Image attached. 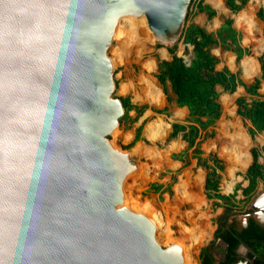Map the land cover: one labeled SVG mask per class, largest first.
I'll return each mask as SVG.
<instances>
[{
	"label": "water",
	"instance_id": "obj_1",
	"mask_svg": "<svg viewBox=\"0 0 264 264\" xmlns=\"http://www.w3.org/2000/svg\"><path fill=\"white\" fill-rule=\"evenodd\" d=\"M187 2L0 0V264H185L121 207L140 168L106 140L124 114L106 49L117 18L140 14L170 48Z\"/></svg>",
	"mask_w": 264,
	"mask_h": 264
},
{
	"label": "rangeland",
	"instance_id": "obj_2",
	"mask_svg": "<svg viewBox=\"0 0 264 264\" xmlns=\"http://www.w3.org/2000/svg\"><path fill=\"white\" fill-rule=\"evenodd\" d=\"M221 1L224 5L223 0H202L203 4L214 10L215 16L212 20H208L203 14L197 13L185 21L187 12H195V9L190 7V0H188L181 29L184 24L193 23L207 32H213L216 30L217 22L220 24L225 19L233 21L238 12L228 13L225 6L220 10L222 8ZM260 8L264 9V0H247L245 6L235 17L236 22L237 17L242 13L247 15L248 18L245 22L241 25L236 23V25L238 27L245 26L249 36L250 34L251 36L254 35L256 30L252 13L255 14ZM126 19L129 21V18ZM131 19L133 18L130 17V21ZM124 22V19L118 22L114 38H112L106 49L113 84L111 96L115 99L126 97L132 105L136 107L144 106L145 110L139 116H136L133 111L129 112L127 115L128 120L119 118L115 135L112 137L108 135L106 138L108 142L113 143L117 151L129 155L133 154L134 165L140 168L137 176L128 177L122 182L125 196L121 197V207L132 211L145 212L151 218L156 226L153 237L155 243L161 248L169 247L173 242H180L179 244L184 247V255L189 259L188 264H200L201 254L208 256L212 264H216L222 260L224 251V245L213 237L217 226L223 224L239 231L245 226L247 219H252L260 225L264 224V221L260 218L263 215L261 208L256 206L253 209L251 207L257 205V203H253L255 199V201L259 200L258 202H264V189L258 183L251 198L242 199L241 188L246 186V181L243 178L246 167L237 170L238 164L236 165L234 161L227 162L219 155L216 134L218 131L227 132L233 149L240 146L241 141H245V143L247 141L248 146L246 147V144L241 153L245 150L249 152L251 147L264 149V146L258 143L264 134L256 135L251 140V144L247 140L246 129L248 123L235 113L234 100L244 94L240 87L232 94L223 93L221 89H217L219 91L217 101L220 106V117L207 129L208 133L206 132V134L208 137L202 138L201 136L199 139V150L201 152L199 158L202 161L206 160L207 166L212 167L211 159H208L210 155L215 158L221 168V170H216L218 194L226 197L233 196L230 199L233 207L231 211L226 213L224 209L227 205L208 197L204 189L205 176L209 170L196 165L195 156L181 140V134L171 139L168 137L171 125L183 123L187 113L182 108L175 107L168 85L166 84L165 92H163L155 79L157 63L169 60L171 57L167 53V49L175 47L174 55L183 58L184 62L188 63L191 58V48H185L178 40L174 41L170 48L159 45L152 37L143 17L134 18L135 24L131 25V33L134 36H130L131 39L130 37L126 39L124 37ZM123 39L126 40L125 43L122 41ZM246 39L249 38L246 37ZM251 44L252 46H248L250 57L255 52L253 42ZM261 49L264 51V45L261 46ZM223 52L219 47H213L210 50V53L218 61L216 70L229 66V61H225V58H223ZM248 62H251V60L246 59L244 64ZM230 68L233 71L231 65ZM234 68H239V64ZM236 72L239 76V69ZM240 79L243 83L252 82V80L242 77L241 74ZM151 87L158 90L160 103L152 104L149 102L147 96ZM257 94L259 97L264 98L263 90H258ZM225 95H229V100ZM244 98H246V102L249 101L247 96ZM135 117L137 118L134 121ZM157 121L166 125V133L158 140H151L147 135V128L151 123ZM218 125L219 128L217 129ZM139 128V140L132 143ZM214 142L217 144V149L213 147ZM131 143L130 148H127ZM245 148H248V150ZM259 153L258 162L263 163L264 151ZM174 157H178V159L176 160ZM248 162L250 163V157ZM231 163L233 165H230ZM229 183H231V187ZM152 184L160 185L161 192L154 193L150 191L149 186ZM166 190H169V192H166ZM181 190L184 194L181 193ZM165 224L167 232L170 231L171 242H168L169 238L163 233ZM237 254L243 262L244 248L238 247Z\"/></svg>",
	"mask_w": 264,
	"mask_h": 264
},
{
	"label": "trees",
	"instance_id": "obj_3",
	"mask_svg": "<svg viewBox=\"0 0 264 264\" xmlns=\"http://www.w3.org/2000/svg\"><path fill=\"white\" fill-rule=\"evenodd\" d=\"M246 2L247 0H224V5L230 12L237 13L245 6ZM190 7L195 9V12H187L185 21L197 13L205 15L208 20L215 15V12L208 5L203 4L202 0H190ZM255 16L263 24L264 37V10L258 9ZM231 23L232 21L229 19L224 20L215 33H207L203 28L192 23L184 24L179 41L185 48H191L190 62L186 63L183 58L174 55L175 47H172L167 49V53L171 56L170 59L158 62L155 74V79L163 89V92H165L166 83H168L170 92L174 96L173 102L176 107L187 110V118L183 123L172 124L168 137L171 139L181 134V140L195 156L196 165L203 166L209 170L205 176L204 189L208 197L227 205L224 209L226 213L231 211L233 207L230 200L233 196L226 197L218 194V175L216 170H221V168L214 157L209 156L208 158L211 159L212 167L207 166L206 160L202 161L199 158L201 154L199 139L202 133H205L220 117V106L217 102L218 94L215 92V87H220L224 93L232 94L237 86H242L245 93L253 99L246 102L244 98H237L235 100L236 115L250 123V127L247 129L250 137L264 132V100L257 94L258 80H254L251 85L246 86L240 83L237 73L232 74L226 69L215 71L217 59L209 53V49L212 46L218 45L222 50H229L234 53L236 62L247 53L239 47L238 36L231 28ZM257 62L259 64L260 79L264 81V55L259 56ZM117 99L124 112L121 119L128 120L127 115L131 111L136 116H139L145 110L144 106L136 107L132 105L126 97H118ZM136 118H134V121ZM139 133L140 128L137 129L132 143L139 140ZM206 137H208L207 134L202 136V138ZM132 143L127 148H130ZM241 145L244 148L246 145L245 141H241ZM213 147L217 149L215 142ZM249 153L251 163L244 173V180L247 181V185L241 189V196L244 200L250 198L258 182H262L264 186V163L259 164L257 161L259 150L251 148ZM174 158L178 159V157ZM248 159L249 156L247 151H245L240 160L238 159V169L244 168L248 163ZM229 185L231 187V183ZM149 190L154 193H160L161 186L152 184L149 186ZM166 192H169V190H166ZM169 232H167L165 224L163 233L169 238L168 242H171L172 239L169 236ZM213 237L219 239L225 245L223 259L217 264H234L242 261L237 254L239 246H242L245 250L243 261L246 264H264V229L252 219H249L245 227L239 231L234 230L231 226L223 228V224H221L215 229ZM185 257L189 263L188 257ZM200 264H211V259L201 254Z\"/></svg>",
	"mask_w": 264,
	"mask_h": 264
},
{
	"label": "crops",
	"instance_id": "obj_4",
	"mask_svg": "<svg viewBox=\"0 0 264 264\" xmlns=\"http://www.w3.org/2000/svg\"><path fill=\"white\" fill-rule=\"evenodd\" d=\"M220 1V0H219ZM223 2H224V0H223ZM221 3V5H222V1L220 2ZM223 6H225V5H222V8L220 9V10H222L223 9ZM210 7V6H209ZM225 9L228 11V13H232V12H230L226 7H225ZM262 9V8H261ZM245 10V9H244ZM264 10V9H263ZM214 11V10H213ZM242 12V11H241ZM240 13V11H238V14ZM256 13V12H255ZM233 14V13H232ZM237 14V15H238ZM236 15V16H237ZM254 15V16H253ZM205 16V15H204ZM215 16V15H214ZM235 16V17H236ZM206 17V16H205ZM235 17L233 18V21L231 20V19H229V20H231L232 21V23H231V28L237 33V36H238V45H239V47L243 50V51H245V52H247L246 54H244L241 58H240V60L238 61V62H236V56H235V54L234 53H232L231 51H229V50H222L218 45H216V46H212L211 48H213V47H219V49L220 50H222V51H224L223 53V58H225L224 60L225 61H229V66H225V67H223L222 69H226L227 71H229L230 73H232V74H235V73H237L238 74V72H236L238 69H239V71H240V74L242 75V77H244V78H247L248 80L250 79V80H252V82L251 81H249V83L247 84V83H243L242 81H241V79H240V74H239V76H238V79H239V81H240V83L242 84V85H246V86H249V85H251L252 83H253V81L254 80H258V89H257V91L258 90H263L264 91V81H262L261 79H260V71H259V64H258V62H257V58L259 57V56H261V55H264V51H262V49H261V46L262 45H264V37H263V24H262V22L260 21V20H258L257 18H256V16H255V14L254 13H252V20H253V24L255 25V28H256V30H255V33H254V35H252L251 36V34H250V36L248 35V33H247V29L245 28V26H240V27H238L237 25H236V23L238 24V25H241L243 22H245L246 21V19L248 18L247 17V15L245 14V13H242L241 15H239V17H237V19H236V22H235ZM214 18V17H213ZM240 19H242L243 21H240ZM210 20H212V18L210 19ZM225 20H227V19H225ZM193 24V23H192ZM223 24V21L219 24V22H217L216 23V30L215 31H213V32H207L205 29V31L207 32V33H215L218 29H219V27L221 26ZM195 25V24H194ZM197 26V25H196ZM199 27V26H198ZM257 36V37H256ZM246 37H248L249 39H246ZM251 42H253V46H255V52H253L252 54V56L250 57V52H249V50H248V46H252V44H251ZM211 48L209 49V53H210V50H211ZM210 55L211 56H213L211 53H210ZM178 57V56H177ZM214 57V56H213ZM246 59H250L251 60V62H249V63H245L244 64V61L246 60ZM190 60H191V58H190ZM190 60H189V62H190ZM165 61H168V60H165ZM217 64H218V61H217ZM217 64L215 65V71H221L222 69H220V70H216V66H217ZM239 64V68H237V69H235L234 67L236 66V65H238ZM243 64H244V67H243ZM230 65L233 67V71L231 70V68H230ZM249 66V67H248ZM251 82V83H250ZM167 85H168V83H166ZM238 87H240L241 88V91L244 93L243 95H245V96H247L248 98H249V101L250 100H252L253 98L252 97H250L249 95H247L246 93H245V91H244V89H243V87L242 86H237L236 87V89L238 88ZM221 89L220 87H218V86H216L215 87V92L218 94V90L217 89ZM236 89H235V91H236ZM168 90H169V92H170V89H169V85H168ZM221 91H222V89H221ZM234 91V92H235ZM223 92V91H222ZM233 92V93H234ZM171 93V92H170ZM224 93V92H223ZM228 94V93H227ZM171 95H172V97H173V99H174V96H173V94L171 93ZM238 96L237 98H244L245 96ZM227 98H228V96L229 95H225ZM224 96V97H225ZM218 97H219V95H218ZM237 98H235V100L237 99ZM261 99H263L264 100V98H262V97H260ZM245 99V101H246V98H244ZM217 100H218V98H217ZM228 100H229V98H228ZM227 100V101H228ZM235 100H234V105H235ZM226 101V102H227ZM248 101V102H249ZM218 102V101H217ZM174 103V102H173ZM175 105V104H174ZM175 107H176V105H175ZM186 113H187V110L185 109V108H182ZM235 113H236V106H235ZM187 118V117H186ZM243 120V119H242ZM245 121V120H244ZM247 129L250 127V123L247 121ZM210 128V127H209ZM218 128H219V125H218ZM217 128V129H218ZM247 129H246V133H247ZM206 132H207V130H206ZM206 132L204 133L203 132V134H202V136L204 135V134H206ZM208 133V132H207ZM226 134V135H225ZM259 134H264V132H262V133H259ZM247 135H248V133H247ZM258 135V134H257ZM222 136V137H221ZM256 136V135H255ZM254 136V137H255ZM236 137V136H235ZM254 137H250L249 135H248V141H249V143L251 144V140H253L254 139ZM226 138V139H225ZM224 139L226 140V141H224ZM218 140H220V141H218ZM264 135H263V137L261 138V140L258 142V143H260V144H262L263 146H264ZM216 142L218 143V145H219V151H218V153H219V155L222 157V158H224L225 160H227V162H232V161H234V163L236 164H239V160H240V158L242 157V155L245 153V151H243V153H241V150L242 149H244L243 147H242V145H240V146H238V147H234L235 148V150H237L236 152H235V150L231 147V145H230V143H231V141H230V139H229V136L227 135V132H223V131H218L217 132V134H216ZM223 142H225V143H223ZM228 142H230V143H228ZM220 143H221V145H220ZM216 144V143H215ZM228 144V145H227ZM246 144H247V141H246ZM217 145V144H216ZM227 145V146H226ZM247 146V145H246ZM221 147H222V149H221ZM249 148V147H248ZM248 148H247V150H248ZM251 148H257V149H259V152L261 151V152H263L264 151V149L263 148H258V147H251ZM250 148V149H251ZM228 149H229V151H228ZM246 149V148H245ZM250 149H249V151H250ZM226 150V151H225ZM232 150V151H231ZM232 152V153H231ZM233 153H235V155H233ZM247 154H248V156L250 157V153L249 152H247ZM210 156V155H209ZM230 156V157H229ZM236 156V157H235ZM210 157H212V156H210ZM233 157H234V159H233ZM240 157V158H239ZM259 157H260V153H259ZM258 157V158H259ZM239 159V160H238ZM258 161V160H257ZM250 163H251V157H250ZM250 163L248 162L247 163V165L245 166L246 167V169L248 168V166L250 165ZM259 163V162H258ZM264 163V162H263ZM263 163H259V164H263ZM231 164H233V163H231ZM236 164V165H237ZM244 167V168H245ZM236 169L237 170H239L238 169V165H237V167H236ZM246 169H245V171H246ZM245 173V172H244ZM243 178H244V176H243ZM246 181V180H245ZM259 183V185L261 184V187L264 189V186H263V183L262 182H258ZM257 183V184H258ZM246 185H247V181H246ZM246 187V186H245ZM245 187H243V188H245ZM257 187V186H256ZM243 188H241V189H243ZM252 196V195H251ZM251 196H250V198H251ZM242 199H243V197H242ZM261 218V217H260ZM262 220H263V218H261ZM264 221V220H263Z\"/></svg>",
	"mask_w": 264,
	"mask_h": 264
},
{
	"label": "bare ground",
	"instance_id": "obj_5",
	"mask_svg": "<svg viewBox=\"0 0 264 264\" xmlns=\"http://www.w3.org/2000/svg\"><path fill=\"white\" fill-rule=\"evenodd\" d=\"M137 17H143L144 18V15L143 14H140L139 16H137ZM126 18H129V21H128V19H126ZM132 18V17H131ZM136 18V17H135ZM122 19H124L125 20V22H124V37H126V39L128 38V37H130V36H134V35H132V30H131V25L132 24H135L134 23V18L133 19H131V21H130V17H118L117 18V20L114 22V29H113V32H112V34H111V37H110V39H109V42H111V40H112V38H114V35H115V31H116V27H117V24H118V22H120ZM145 19V18H144ZM133 20V21H132ZM240 21H243L242 19H240ZM137 22V21H136ZM139 25V24H138ZM140 27V26H139ZM131 33V35H129ZM132 37H130V39L132 38ZM153 37V36H152ZM129 39V38H128ZM122 41H124V39L122 40ZM126 41V40H125ZM125 41H124V43H125ZM128 42V41H127ZM110 44V43H109ZM130 46V45H129ZM127 47V46H126ZM249 63V62H248ZM249 67V66H248ZM149 70V69H148ZM110 72H111V70H110ZM147 97H149V102L150 103H152V104H157V103H160L159 101H160V96H159V92H158V90L156 89V88H154V87H151V89L149 90V93H148V96ZM166 133V125L165 124H163V122H160V121H157V122H154V123H151L149 126H148V128H147V135H148V137L151 139V140H158V139H160L164 134ZM113 135H115V133L113 134ZM113 135H111V137L113 136ZM226 135V134H225ZM222 137V136H221ZM226 139V138H225ZM224 139V141H226ZM218 141H220V140H218ZM264 142V141H263ZM111 143V142H110ZM223 143H225V142H223ZM228 143H230V142H228ZM112 145H113V143H112ZM220 145H221V143H220ZM228 145V144H227ZM226 145V146H227ZM230 145L232 146V144L230 143ZM114 146V145H113ZM222 146V145H221ZM221 149H222V147H221ZM235 150V149H234ZM226 151V150H225ZM228 151H229V149H228ZM232 151V150H231ZM237 151V150H236ZM235 151V152H236ZM117 153L118 154H121V155H123L124 153H122V152H120V151H117ZM232 153V152H231ZM129 155V154H128ZM233 155H235V153H233ZM132 156H133V154H132ZM230 157V156H229ZM236 157V156H235ZM233 159H234V157H233ZM180 188V187H179ZM182 189V188H181ZM181 193L182 194H184V192L181 190ZM183 196V195H182ZM184 197H185V195H184ZM256 203H258V201L256 202ZM123 205V204H122ZM262 205V204H261ZM261 212H262V210H261ZM261 218H263V220H264V214L261 216ZM158 241V240H157ZM176 241V240H175ZM178 243H180V242H178ZM183 248V254H182V261L185 263V264H188V262H187V260H186V257H185V255H184V247H182Z\"/></svg>",
	"mask_w": 264,
	"mask_h": 264
},
{
	"label": "flooded vegetation",
	"instance_id": "obj_6",
	"mask_svg": "<svg viewBox=\"0 0 264 264\" xmlns=\"http://www.w3.org/2000/svg\"><path fill=\"white\" fill-rule=\"evenodd\" d=\"M263 197H264V195H263ZM255 200H256V199H255ZM255 200H254L253 203H256V202H257V201H255ZM258 201H259V200H258ZM261 204H262V205H261ZM256 206H257L258 208L260 207L261 210H263V209H264V202H258L257 205L254 206V208H255ZM248 220H249V219H247V221H248ZM247 221H246V222H247ZM254 222H255V221H254ZM245 225H246V223H245ZM263 225H264V224H263ZM244 227H245V226H244ZM217 228H218V226H217ZM223 228H226V226L223 225ZM234 230H235V229H234ZM236 231H237V230H236ZM214 239H216V238L214 237ZM216 240H219V239H216ZM219 241H220V240H219ZM220 242H221V241H220ZM221 243H222V242H221ZM222 244H223V243H222ZM223 245H224V244H223ZM224 250H225V245H224ZM222 259H223V256H222ZM211 264H212V261H211ZM216 264H217V263H216Z\"/></svg>",
	"mask_w": 264,
	"mask_h": 264
}]
</instances>
